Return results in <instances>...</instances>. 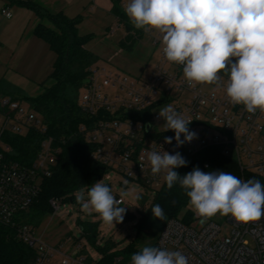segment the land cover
Wrapping results in <instances>:
<instances>
[{"label": "built area", "instance_id": "1", "mask_svg": "<svg viewBox=\"0 0 264 264\" xmlns=\"http://www.w3.org/2000/svg\"><path fill=\"white\" fill-rule=\"evenodd\" d=\"M128 2H122L124 10ZM1 13L7 19L13 17L7 8ZM114 18L112 33L123 25L129 28L120 18ZM140 30L159 50L151 72L132 76L99 62L89 69L88 82L80 91L79 105L87 121L79 132L94 147L91 158L109 168L104 182L113 190L115 174L155 192L165 182V173H151L147 151L163 149L169 154L194 156L213 148L233 157L243 172L264 179V112L258 109L249 113L244 105L231 103L223 73L219 85L189 86L182 66L165 58L160 34L136 28L132 32ZM169 104L192 120L189 131L197 134L180 147H176L175 139L171 144L164 143L165 137L175 136L172 130L166 131L165 121L159 116V110ZM7 135L30 136L37 148L35 158L26 162L13 159ZM61 153V144L49 134L43 117L27 104L0 95V224L18 227L20 238L36 251L33 264H95L85 247L71 237L52 246L42 241L36 230L18 222L40 195ZM116 199L121 201L120 207L126 204L122 197L116 195ZM67 203L64 198L49 201L54 214ZM188 210L194 221L169 220L156 247L181 252L189 258V264H264V217L241 223L228 215L224 223L210 219L201 223L190 207Z\"/></svg>", "mask_w": 264, "mask_h": 264}, {"label": "clouds", "instance_id": "2", "mask_svg": "<svg viewBox=\"0 0 264 264\" xmlns=\"http://www.w3.org/2000/svg\"><path fill=\"white\" fill-rule=\"evenodd\" d=\"M125 12L134 28L160 34L165 58L182 66L189 86L219 85L223 73L231 103L244 105L249 113L264 112V0H129ZM159 116L166 131L175 133L164 143L175 139L180 147L196 138L188 127L192 120L171 104L161 108ZM146 156L153 175L165 173L168 189L179 183L185 190L189 207L201 223L217 214L231 215L241 223L264 217V185L259 180L242 181L229 172H204L199 167L181 176L174 169L187 161L179 152L162 149L147 151ZM102 181L78 193L75 202L82 212L96 213L104 223H121L126 208L119 206L121 201ZM151 211L163 221L159 204ZM131 264H189V258L179 251L145 246L132 254Z\"/></svg>", "mask_w": 264, "mask_h": 264}, {"label": "trees", "instance_id": "3", "mask_svg": "<svg viewBox=\"0 0 264 264\" xmlns=\"http://www.w3.org/2000/svg\"><path fill=\"white\" fill-rule=\"evenodd\" d=\"M111 1V14L134 29L122 7L123 0ZM10 4L32 10L39 16L41 21L36 26L34 34L46 41L56 56L50 76L41 83L43 91L36 96L19 93L14 86L0 81V95L10 96L27 104L43 117L48 125L49 134L62 147L53 174L44 180L40 195L18 220L19 225L21 223L36 230L51 212L49 201L52 198H64L71 203L75 201V196L79 192H87L95 182L103 180L102 182L106 184L104 179L109 168L91 158L94 147L79 132V127L87 121L79 105L80 91L84 87V81L89 77V69L101 59L87 48L88 43L93 40V35L79 34V26L84 19L82 15L69 18L63 12L52 14L33 0H7V5ZM44 19H49L53 26L44 24ZM134 32L126 34L127 41L123 43L126 49L132 50L139 36L143 34L141 30ZM47 81L52 82L49 87L46 86ZM6 140L13 147L10 154L13 159L26 162L35 158L37 148L30 136L7 135ZM182 156L187 165L174 169L181 176L192 171L194 167H199L204 172L222 170L239 179L241 177H245L246 181L256 179L264 184L263 178L252 172H243L233 157L222 155L218 148L207 149L194 156L185 154ZM106 185L110 187L109 184ZM188 201L189 198L179 183L168 189L165 181L155 191L151 206L152 208L159 204L162 207L163 221L153 216L151 208L148 212H140L135 239L123 249H117V243L108 241L104 248H99L102 258L95 261V264H131L132 254L145 246H157L162 229L169 220L178 219L188 224L192 223L194 218L188 210ZM146 202L147 196L141 195L139 203L144 205ZM125 217L130 219L135 216L126 214ZM87 228L85 231L87 237L96 245L95 226L89 225ZM35 254V249L20 238L17 226L0 224V264H33Z\"/></svg>", "mask_w": 264, "mask_h": 264}, {"label": "rangeland", "instance_id": "4", "mask_svg": "<svg viewBox=\"0 0 264 264\" xmlns=\"http://www.w3.org/2000/svg\"><path fill=\"white\" fill-rule=\"evenodd\" d=\"M33 1L40 4L48 12L56 9L53 7L52 1ZM3 4L7 5V0H0V80L10 70H16L30 78L27 88L19 93L36 96L43 91L41 83L46 81L51 74L55 54L51 53L49 59L47 58L46 62H43V59L30 55V48L29 51L16 50L18 45L25 44V36L28 35L29 31H33L41 20L34 11L15 4L7 5L13 15L11 19H7L1 13ZM111 7V0H96L85 10L82 8L78 12H74L76 10L73 9L72 13H77L73 15L80 14L84 17L82 24L79 26V34L81 36L93 35V40L88 43L87 48L100 57L101 64L132 76L148 74L157 62L158 48L156 49L153 46L147 35L141 33L142 35L139 36L140 38L132 50L126 49L123 46V43L127 41L126 34L128 32L126 27L123 25L115 33L111 32L116 23L114 16L108 12ZM43 23L53 26L49 19H44ZM25 31L27 32L25 33ZM22 38L23 40H21ZM9 49H12L14 53H11ZM51 83V81H47L46 86L49 87ZM113 178L115 179L112 190L113 195L122 197L126 203L121 206L126 208L123 222L112 225L104 223L98 214L82 212L81 205L74 201L75 203L68 202L66 207L56 214L51 210L40 227L36 229L37 236L46 244L52 246L71 237L73 242L81 243L85 247L86 252L94 261L101 260L102 254L99 248H104L110 240L117 243V249L125 248L135 239L139 221L138 216L140 212L150 210L155 192L141 183L129 181L123 176L113 174ZM240 179L242 181L247 180H245V177ZM120 182L126 183L128 186H122ZM81 192L86 193V191ZM141 195L147 196V202L144 205H141L139 199H137ZM67 210H70V213ZM126 214L135 217L126 219ZM208 219L224 223L227 216L217 214ZM89 225L95 226L96 235L94 240L96 245H93L86 235L85 231H87ZM71 245L72 243L67 244L66 249L68 250Z\"/></svg>", "mask_w": 264, "mask_h": 264}, {"label": "crops", "instance_id": "5", "mask_svg": "<svg viewBox=\"0 0 264 264\" xmlns=\"http://www.w3.org/2000/svg\"><path fill=\"white\" fill-rule=\"evenodd\" d=\"M36 1H39V0H36ZM49 1H52L53 7L56 8V9H54V11H49L50 13L56 14L59 12H63L69 18H75L76 16H78L80 14L73 15V14H77V13H72L74 10H76L74 12H78L82 8H84L83 10H85L88 6L93 4V2L96 0H49ZM5 5L3 4L1 12L4 8L8 9L7 5L6 6ZM110 10L111 9H109L108 12H110ZM36 26L34 27L33 31H29L28 35L25 36V38L23 37L25 39V41H24L25 44L22 46L18 45V47H16V50H18V51H29V48H30V55L31 56L38 57L39 59H43L44 60L43 62H46L47 58L49 59V56H51L50 54L53 52L51 51V49H50V47L46 41L39 39L35 36L34 30H35ZM26 32L27 31H25V33ZM23 38L21 40H23ZM9 50L11 53H14L12 51V49H9ZM55 59H56V56L54 58V62H55ZM54 62H53V65H54ZM53 65H52V70H53ZM29 79H30L29 77H27L26 75L20 74L16 70H10L6 74V76H4L0 81H5L8 84L14 86L18 91L23 92L29 84ZM22 94H24V93H22Z\"/></svg>", "mask_w": 264, "mask_h": 264}, {"label": "water", "instance_id": "6", "mask_svg": "<svg viewBox=\"0 0 264 264\" xmlns=\"http://www.w3.org/2000/svg\"><path fill=\"white\" fill-rule=\"evenodd\" d=\"M132 29L131 28H127V32H130ZM88 82V80L84 81V84H86Z\"/></svg>", "mask_w": 264, "mask_h": 264}]
</instances>
